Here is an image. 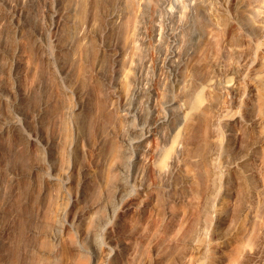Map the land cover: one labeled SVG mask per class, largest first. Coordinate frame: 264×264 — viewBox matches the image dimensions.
Instances as JSON below:
<instances>
[{
  "label": "rangeland",
  "instance_id": "rangeland-1",
  "mask_svg": "<svg viewBox=\"0 0 264 264\" xmlns=\"http://www.w3.org/2000/svg\"><path fill=\"white\" fill-rule=\"evenodd\" d=\"M0 264H264V0H0Z\"/></svg>",
  "mask_w": 264,
  "mask_h": 264
},
{
  "label": "bare ground",
  "instance_id": "bare-ground-1",
  "mask_svg": "<svg viewBox=\"0 0 264 264\" xmlns=\"http://www.w3.org/2000/svg\"><path fill=\"white\" fill-rule=\"evenodd\" d=\"M195 103H197V101H196ZM193 105H194V104H192V106H193ZM196 105H197V104H196ZM198 105H199V103H198ZM192 111H193V110H191V112H192ZM191 112H190V113H191ZM187 113H188V111H187ZM187 113H186L185 121L183 122V124H181L182 126L180 125V128L178 127V129H179V130L181 129L182 132H181V131L179 132V130H178V132L180 133V134H179V133L177 132V130H176V132H177V138H178V134L181 135L182 133H183V135H184V137H185L188 133H190V130L193 129V128H191V127L193 126V125H192L193 121H191V122H192V123H191L189 119H191V117L194 116V114H193L194 112H192V115H193V116L190 115L191 117H190L189 114H187ZM195 113H196V112H195ZM184 116H185V115H184ZM195 116H196V115H195ZM195 116H194V117H195ZM189 117H190V118H189ZM195 118H196V117H195ZM183 119H184V118H183ZM192 119H193V118H192ZM192 119H191V120H192ZM194 121H195V120H194ZM179 123H180V122H179ZM193 124H195V123H193ZM193 127H194V126H193ZM182 129H183V130H182ZM183 135H181V136L183 137ZM184 139H185V138H184ZM180 140H181V139H180V137H179L178 141H180ZM180 142H181V141H180ZM182 144H183V143H182ZM180 145H181V144H180ZM181 147H182V145H181Z\"/></svg>",
  "mask_w": 264,
  "mask_h": 264
}]
</instances>
